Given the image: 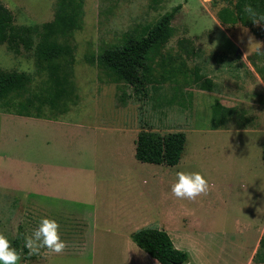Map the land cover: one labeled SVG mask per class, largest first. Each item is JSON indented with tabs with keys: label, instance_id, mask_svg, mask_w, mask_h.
Instances as JSON below:
<instances>
[{
	"label": "rangeland",
	"instance_id": "1",
	"mask_svg": "<svg viewBox=\"0 0 264 264\" xmlns=\"http://www.w3.org/2000/svg\"><path fill=\"white\" fill-rule=\"evenodd\" d=\"M56 1L0 0L13 13L16 26L51 21ZM177 6L181 9L172 22L174 35L167 51H176L178 40L191 39L196 55L188 66L199 68L214 82L212 91L200 90L178 75L177 81L161 84L145 99L135 96L132 87L111 82L103 71L86 62L87 55L106 45L121 44L126 33L155 23ZM227 6L221 0H160L158 4L152 0H84L82 27L71 39L78 103L54 120L3 117L14 114L0 109V234L12 245L19 232L30 235L41 218L62 220V216L54 215L64 212L72 227L60 235L68 245L63 253L42 249L27 260L21 255L20 264H92L89 246H83L74 234H82L84 239L92 234L93 228L79 223L87 224L89 214L97 211L93 181L98 185L97 198L105 197L111 192H105L106 181L100 175L104 169L126 173L130 167L140 166L135 152L131 157L134 161L126 159L131 161L129 165H118L125 159L118 156L116 146L123 140H136L141 130L186 134L180 163L161 167L168 175H160L177 179L178 171L199 172L208 181L207 195L195 201L185 199V223L188 228H203L200 233L208 244L212 264H264V251L251 258L261 229L258 227L264 221V82L256 71L264 63V54L248 46L249 35L259 42H264V35L259 25L258 34L248 28L245 34L246 27L241 25L222 27L216 14ZM0 70L30 74L33 90L46 80L36 67L33 52L14 54L7 45L0 46ZM123 93L128 96L125 104L120 100ZM215 100L245 109V125L230 123L211 130ZM58 120L62 124L50 123ZM54 164L97 171L98 177L94 180L87 171L84 177L60 179L65 187L61 191H71L69 196L76 194L78 199H54V179L49 178ZM143 166L147 169L149 165ZM39 168L43 174L36 179ZM36 188H41L44 196H36ZM119 189L118 183L113 198ZM89 222L92 226V220Z\"/></svg>",
	"mask_w": 264,
	"mask_h": 264
},
{
	"label": "trees",
	"instance_id": "2",
	"mask_svg": "<svg viewBox=\"0 0 264 264\" xmlns=\"http://www.w3.org/2000/svg\"><path fill=\"white\" fill-rule=\"evenodd\" d=\"M158 4L160 0H152ZM228 4L216 14V19L227 29L241 25L258 34L259 25L264 35V0H221ZM255 11L259 24L245 12L246 6ZM181 6L148 24L125 34L121 44L106 45L98 52L86 56V62L103 71L113 83H122L134 90L135 96L145 99L161 84L175 82L180 75L203 91H212L214 82L205 77L200 69H191L189 60L196 55L191 39L182 38L177 50L167 51L174 35L172 22ZM84 16V0H57L51 21L35 26H16L13 13L0 2V46L7 45L10 52L20 54L33 52L39 72L46 75L42 86L32 89L30 74L0 70V109L11 111L21 117L54 120L67 114L78 103L74 82L76 62L73 34L80 30ZM256 64L254 67L256 68ZM257 74L264 82V63L257 67ZM189 83V84H190ZM188 84V85H189ZM123 104L128 99L123 93ZM48 114V115H46ZM247 111L240 107H227L215 100L211 107V130H220L234 123L243 126ZM187 143L183 132L158 133L141 130L135 140V158L139 162L174 167L182 159ZM264 162V142L262 145ZM22 232L14 239L12 247L24 259H29L24 248ZM133 242L160 264H187L189 254L175 248L169 235L157 229H144L132 235Z\"/></svg>",
	"mask_w": 264,
	"mask_h": 264
},
{
	"label": "crops",
	"instance_id": "3",
	"mask_svg": "<svg viewBox=\"0 0 264 264\" xmlns=\"http://www.w3.org/2000/svg\"><path fill=\"white\" fill-rule=\"evenodd\" d=\"M2 116L19 119L27 118L16 115L11 116V114H3ZM50 123L62 124L59 120ZM116 147L119 150L118 156L120 158L122 157L125 161H127L126 159L132 160L131 157L135 152V140L133 138L127 142L123 140ZM125 161H118V165L125 166L131 163V161ZM138 162L136 163L140 165L139 167H136V169L130 167L126 173L119 171L115 173L113 169H104L105 173L101 172L100 175L106 181L107 188L105 192L109 190L110 195L97 198L98 185L93 181L92 192L95 199L94 207L97 211L93 212L92 216L89 214V221L92 220V226L89 221H86L87 224L85 221L79 223L84 228L85 225L86 228H93L92 234L89 239H84L82 234L79 236L74 234V237L80 239L83 246H89L92 264H160L141 250L132 240L134 233L144 229H157L166 232L176 249L189 254L187 264H212L211 254L207 251L208 244L204 240V235L200 233L203 228L187 227L185 223L187 211L185 199H177L171 193V186L176 182V179H165L160 175H168L161 168L164 165L148 164V168L145 169L146 166H143V164L147 163L140 162L141 164H139ZM58 165L54 164V173L49 177L51 180L54 179V193H52L54 199H57L56 197L59 198L58 200L78 199L76 194L72 197L69 196L71 191H61L65 187L63 184L60 185V179L84 177V172L87 173V171L90 176L93 175L94 180L98 177L97 171L95 173V171L89 169L76 170L72 166ZM105 166H108V164ZM42 174L43 169H37L35 178L42 177ZM142 174L145 175L142 176ZM71 181H68V183L70 184ZM115 182L120 184V193L113 198L115 186L118 184H115ZM50 186H53V183ZM36 189V196H44L45 193L41 188ZM57 215L62 216V220L54 219L60 226L59 233L61 235L66 231V228L72 227L64 218V216H67L65 212L63 215L57 213L54 217ZM153 224L156 225V228H151ZM249 226L251 225L249 224ZM258 228L261 229L252 249L251 258H256L264 251V221Z\"/></svg>",
	"mask_w": 264,
	"mask_h": 264
},
{
	"label": "clouds",
	"instance_id": "4",
	"mask_svg": "<svg viewBox=\"0 0 264 264\" xmlns=\"http://www.w3.org/2000/svg\"><path fill=\"white\" fill-rule=\"evenodd\" d=\"M245 12L252 17L254 24H259V20H264L261 16L256 19V13L252 7L246 6ZM245 34L248 33L247 28H243ZM243 39V37L239 38ZM248 46L254 48L257 53L264 54V42L255 40V37L248 36ZM176 182L171 186V193L177 199H187L195 201L197 197L207 195L210 191L208 181L199 172L178 171L176 173ZM59 224L54 219L41 218L38 226L30 235L22 236L24 248L27 249L28 255H39L42 249H46L49 253L61 254L67 248V242L63 241L59 233ZM21 255L12 247L10 241L3 234H0V264H20Z\"/></svg>",
	"mask_w": 264,
	"mask_h": 264
}]
</instances>
